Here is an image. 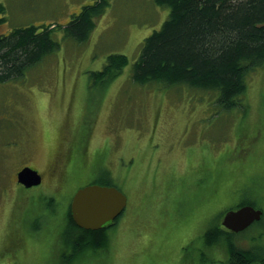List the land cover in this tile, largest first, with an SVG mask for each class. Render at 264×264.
Listing matches in <instances>:
<instances>
[{
  "label": "rangeland",
  "instance_id": "374dc122",
  "mask_svg": "<svg viewBox=\"0 0 264 264\" xmlns=\"http://www.w3.org/2000/svg\"><path fill=\"white\" fill-rule=\"evenodd\" d=\"M94 1L0 0V35L48 26L59 46L0 83V264H227L228 240L207 248L204 233L246 203L263 219L230 241L264 252V66L249 77L246 109L231 112L220 110L219 91L136 84L144 40L170 8L111 0L86 41L66 37L62 27ZM112 54L129 64L104 83L92 73ZM23 167L43 184L18 185ZM74 167L83 170L76 186L62 189ZM106 175L127 207L107 247L75 252L63 235L70 199Z\"/></svg>",
  "mask_w": 264,
  "mask_h": 264
},
{
  "label": "trees",
  "instance_id": "16d2710c",
  "mask_svg": "<svg viewBox=\"0 0 264 264\" xmlns=\"http://www.w3.org/2000/svg\"><path fill=\"white\" fill-rule=\"evenodd\" d=\"M110 1L95 0L84 6L66 26H60L65 36L77 42L86 41ZM154 1L159 6L169 7L170 14L162 28L144 40L133 66V81L141 85H186L219 91L217 103L220 110H245L249 77L264 66V0ZM4 14L5 7L0 4V25L6 21ZM58 47L48 26L15 28L0 35V83L22 77L27 69ZM128 64L126 55L112 54L108 56L104 69L92 75L101 82H109ZM71 154L72 164H75L76 155L70 152L68 157ZM81 171L74 167V171L68 173L69 184L77 182ZM109 176L101 185L117 187ZM50 200L52 205L53 199ZM117 220L100 230L80 228L72 218L69 203L68 223L63 234L65 242L75 252L104 249L109 243L108 229ZM232 234L234 232L220 224L204 233V243L211 248L228 240L230 259L227 264H264L262 249L237 248L230 241Z\"/></svg>",
  "mask_w": 264,
  "mask_h": 264
},
{
  "label": "water",
  "instance_id": "95a60500",
  "mask_svg": "<svg viewBox=\"0 0 264 264\" xmlns=\"http://www.w3.org/2000/svg\"><path fill=\"white\" fill-rule=\"evenodd\" d=\"M18 182L26 188L38 186L42 176L31 167H24L17 174ZM127 196L116 187L88 185L79 189L71 201L72 217L75 223L86 230H99L118 218L127 206ZM262 211L252 206L228 211L222 224L229 230L239 232L254 221L260 220Z\"/></svg>",
  "mask_w": 264,
  "mask_h": 264
},
{
  "label": "flooded vegetation",
  "instance_id": "af4514ba",
  "mask_svg": "<svg viewBox=\"0 0 264 264\" xmlns=\"http://www.w3.org/2000/svg\"><path fill=\"white\" fill-rule=\"evenodd\" d=\"M43 181H44V177H43ZM65 181H66V183H65L64 185H62V189L65 188V187H67V184H68V178H67V176H66V178H65ZM21 186H22V185H21ZM60 189H61V188H60ZM262 219H263V215H262V218H261L259 221H255V222H253L252 224H254V223H256V222H260Z\"/></svg>",
  "mask_w": 264,
  "mask_h": 264
}]
</instances>
